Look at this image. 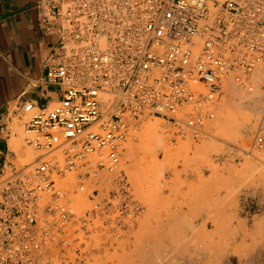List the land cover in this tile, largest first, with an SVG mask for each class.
<instances>
[{"label": "built area", "instance_id": "built-area-1", "mask_svg": "<svg viewBox=\"0 0 264 264\" xmlns=\"http://www.w3.org/2000/svg\"><path fill=\"white\" fill-rule=\"evenodd\" d=\"M38 8L55 38L46 79L60 99L23 105L27 144L42 153L0 175V264H86L87 245L113 243L142 209L122 168L140 118L201 137L226 81L248 90L260 81L264 91V0H40ZM93 178L104 188L80 210L67 186L78 192ZM65 244L71 252L58 256Z\"/></svg>", "mask_w": 264, "mask_h": 264}, {"label": "rangeland", "instance_id": "rangeland-1", "mask_svg": "<svg viewBox=\"0 0 264 264\" xmlns=\"http://www.w3.org/2000/svg\"><path fill=\"white\" fill-rule=\"evenodd\" d=\"M224 87L225 96L217 104L216 120L209 135L205 134L201 138L176 136L171 130V123L161 117H149L139 123L140 128L122 149V168L128 175L134 198L139 201L142 209L134 219L132 227L113 243L95 242L87 245L89 255L86 264H161V262L179 264L180 249L190 240L191 236L188 235L196 236L193 230L199 232V228L203 226L201 223L214 220L213 215H217L216 220H223L225 224L222 226L223 229H228L227 224L232 220H235L237 225V219L244 216L245 220L251 222L253 234L259 235L256 234L253 240V235L249 236L243 248L242 245L239 246L241 241L230 242V238L232 239L230 233L226 240L225 236L222 239L219 234L214 233L211 237L208 235L204 241L211 243L214 239L221 241L223 245L221 242L217 243L221 246L222 253L229 245L235 257V264L239 263L241 257L257 256L259 247L264 243V175L263 178L255 177L258 172L249 165L253 163L264 165V149L258 150L254 145L257 133L255 129L261 119V113L258 104L245 103V94L252 92L243 85L236 81H227ZM26 118L28 115L23 121L16 119L13 124V135H19V141L17 147L11 148L17 157L12 159L13 166L9 167L6 175L15 169L31 165L42 153L27 144L26 133L24 134ZM159 134L163 136L161 143L155 141ZM170 135L172 138L174 135L175 137L172 139ZM70 176L73 177L71 174ZM95 180L99 179H90L86 187L79 189L78 192H75V185L67 186L72 190L71 196L80 210L90 208L92 201L88 196L93 195V189L104 188L102 185L104 180H101L102 184L96 185ZM238 195L241 198L239 206L236 200L231 199ZM222 198L226 200L218 203ZM217 211H220L223 219ZM223 223L221 222L222 225ZM259 224L263 227L260 228ZM191 226L198 228L192 229ZM191 229L193 233L190 232ZM210 229L213 231L215 227L212 226ZM209 242L206 244L209 245ZM223 242H226V248ZM157 244L161 248L157 247ZM150 245L151 247L153 245V249ZM56 249L58 256H66L72 247L65 244L58 245ZM238 249L240 252H236ZM192 250L195 252V249ZM147 251L150 255L146 254Z\"/></svg>", "mask_w": 264, "mask_h": 264}, {"label": "crops", "instance_id": "crops-1", "mask_svg": "<svg viewBox=\"0 0 264 264\" xmlns=\"http://www.w3.org/2000/svg\"><path fill=\"white\" fill-rule=\"evenodd\" d=\"M39 1L0 0V175L17 157L11 148L17 135L13 124L25 117L23 105L60 99L59 86L46 79L55 38L40 25Z\"/></svg>", "mask_w": 264, "mask_h": 264}, {"label": "bare ground", "instance_id": "bare-ground-1", "mask_svg": "<svg viewBox=\"0 0 264 264\" xmlns=\"http://www.w3.org/2000/svg\"><path fill=\"white\" fill-rule=\"evenodd\" d=\"M227 82V81H226ZM256 85H258V86H256ZM260 85H261V83H260V81L259 82H257L255 85H254V87H253V90H249V92L251 91L252 93H248V94H245V103L248 105H256V104H258V109L260 110V113L261 114H263V111L262 110H264V91H263V89H262V87L260 88ZM224 90H225V87H224ZM248 90V89H247ZM260 101V102H259ZM219 103V102H218ZM252 109V108H251ZM253 112H254V109H253ZM22 115H23V117L24 116H27V115H24V112L22 113ZM147 117H156V116H147ZM147 117H145V118H140L139 120H138V122H137V124H138V127H137V130L140 128V125H139V123L143 120V119H147ZM161 118H163V117H161ZM24 119V118H23ZM23 119H22V121H23ZM26 119H28V118H26ZM163 119H165V118H163ZM165 120H167V121H169L168 119H165ZM216 120V117H215V119H213V120H211V121H208L207 123H206V127H205V131L203 132V133H201V135L200 136H205V134H207V135H209L208 133H210V131L213 129L212 127H213V123H214V121ZM25 121V120H24ZM170 122V121H169ZM24 123V122H23ZM171 123V122H170ZM171 125H172V131H174V133L173 134H175L176 136H183V137H187V136H189V137H191V138H197V136L195 135V133L192 131V130H190V129H186V130H184L183 131V133H180V131H179V129L173 124V123H171ZM256 125V124H255ZM259 125V124H258ZM258 125H256L257 127V129H258ZM169 128H171V127H169ZM255 127H253V129H254ZM257 129H255V131L257 130ZM136 130V131H137ZM252 130V129H251ZM258 131H259V129H258ZM247 132V131H246ZM17 133H18V131H17ZM262 132H259V134H261ZM24 134H25V132H24ZM170 134H172L171 132H170ZM248 134H249V132H248ZM256 134V133H255ZM175 135H174V137H175ZM247 136V135H246ZM250 136V135H249ZM248 136V137H249ZM252 136V135H251ZM258 136V135H257ZM170 137H171V135H170ZM173 137V138H174ZM247 137V138H248ZM172 138V137H171ZM170 138V139H171ZM172 138V139H173ZM178 138V137H177ZM199 138H201V137H199ZM255 138H256V136H255ZM156 140L155 141H157L158 143H161V142H163V136L162 135H157L156 136V138H155ZM175 140V139H174ZM195 140V139H194ZM246 140V139H245ZM248 140H250V139H248ZM18 141H19V137H17V135L15 136V137H13V139H12V147H17V145H18ZM172 141V140H171ZM245 142H247V141H245ZM176 143V142H175ZM249 144V143H248ZM255 145V144H254ZM255 148V147H254ZM263 149H264V147H263ZM262 149V150H263ZM254 150H256V149H254ZM254 150H251V151H253V153H255L254 152ZM256 152H257V150H256ZM259 152V151H258ZM257 156V155H256ZM253 161V160H252ZM252 161H250V162H252ZM259 161V160H258ZM250 162H249V164H250ZM253 162H256V161H253ZM261 163V162H260ZM264 164V163H263ZM250 166V168H253V169H255L256 170V172H258L257 173V176H255V177H259V178H263L264 176V174H263V172H264V165H261V164H256V163H253L252 165L250 164L249 165ZM263 166V167H262ZM260 167V168H259ZM263 176V177H262ZM102 177V176H101ZM263 179H261V181H262ZM92 195V194H91ZM231 198V197H230ZM88 199L90 200V197L88 196ZM229 199V198H228ZM232 200H236L235 202L237 203L238 202V206H239V204H240V197H239V195L238 196H236L235 198H231ZM244 199H245V197H244ZM226 199H221V200H219V202L218 203H222L223 201H225ZM219 204V205H220ZM222 208V207H221ZM222 209H224V208H222ZM241 211H243V209L241 210ZM218 212V211H217ZM220 212V211H219ZM219 212H218V214H219ZM244 213V212H243ZM175 215V214H174ZM206 216V215H205ZM214 216V218L213 217H211V218H213L214 220H209V219H207V220H209L208 222H204V220H203V224L201 223V225H203V226H199L200 228H199V230H196V231H199V232H195V230H193L194 231V233L196 234V236H192L191 234L190 235H188L189 237L191 236L192 237V239H191V237L189 238L190 240L188 241V242H185V244H184V246L180 249V251H181V257H180V260H178V262H179V264H235V260H234V255H233V252H232V250H230V247H229V245L227 246L225 243L226 242H223L224 243V246L226 245L227 246V248H226V246L224 247V248H226V249H224V254L221 252V246L217 243V242H219V241H214V240H216V239H214V238H212V239H214L213 241H212V243L211 242H209V241H207V242H209L210 244L209 245H207L206 243V241H204L206 238H207V236L209 235V237H211V235H213L214 233H217V234H219V237L221 236L222 237V239L224 238V236H225V239L224 240H226V236L228 235V236H230L229 235V233L232 235L231 237H232V239L230 238V242H231V240H233L234 242H239V241H241L240 243L241 244H239V246L240 245H242V248H243V245H244V247H245V244L244 243H246V241L245 240H247L248 239V237L249 236H252V240H253V238H255L254 236L256 235V234H258V233H256L255 235L253 234L254 233V229L250 226V221L249 220H245L246 218H244V216L243 217H240L239 219H237L238 220V223H237V225H235V220H232V222L230 223V224H227V226H229L228 227V229H223L222 228V226H225V224L223 223V220H221L220 221V219H219V217H217L219 220H216V217L215 216H217V215H213ZM219 216H220V214H219ZM221 216H222V214H221ZM220 216V218L221 219H223L222 217ZM169 217V216H168ZM206 217H208V216H206ZM256 217V216H255ZM171 218V217H170ZM175 218V217H174ZM208 218H210V216L208 217ZM262 218V217H261ZM264 218V217H263ZM204 219V218H203ZM206 219V218H205ZM172 220V219H171ZM175 220V219H174ZM206 220V221H207ZM255 220V219H254ZM260 220V219H259ZM202 221V220H201ZM200 221V222H201ZM253 221V220H252ZM256 221V220H255ZM254 221V222H255ZM221 222L224 224V225H222L221 224ZM261 222H262V220H261ZM259 223H260V221H259ZM200 224V223H199ZM254 225L256 224V222L255 223H253ZM214 226L215 227V229L213 230V231H211V229L210 228H212V226ZM258 225V224H257ZM197 226V225H196ZM195 226V228L197 229L198 227H196ZM226 226V227H227ZM259 226H260V228H262L261 227V225L259 224ZM194 228V226H191V228ZM210 227V228H209ZM192 228V229H193ZM194 228V229H195ZM222 228V229H221ZM255 228V227H254ZM192 229L190 230V232L192 231ZM258 230H259V227H258ZM256 231V230H255ZM188 232V231H187ZM257 232V231H256ZM191 233H193V232H191ZM194 234V235H195ZM259 235V234H258ZM257 235V236H258ZM208 237V239L210 240L211 238H209ZM214 237V236H213ZM217 238H218V236H217ZM257 238V237H256ZM259 238V240H260V237H258ZM144 240V239H143ZM257 240V239H256ZM258 240V241H259ZM145 241V240H144ZM228 241V240H227ZM141 242V241H140ZM221 242V241H220ZM219 242V243H220ZM229 242V243H230ZM153 242H151V244H152ZM155 243V242H154ZM233 243V242H232ZM231 243V244H232ZM138 245L137 246H139V243H137ZM148 244V243H147ZM221 245H223L222 244V242L220 243ZM228 244V243H227ZM218 245H219V247H218ZM159 245L157 244V247H158ZM231 246V245H230ZM236 246V245H235ZM238 246V245H237ZM236 246V247H237ZM145 247V246H144ZM150 247H151V245H150ZM152 247H153V245H152ZM151 247V248H152ZM138 248V247H137ZM139 248H140V246H139ZM148 249H149V247H147ZM156 248V247H155ZM159 248H161L160 246H159ZM192 248L193 249H195V252H193V250H192ZM231 248H233L232 246H231ZM241 248V247H240ZM260 249V251H259V253H257L256 255L257 256H254V257H241L240 259H239V263L238 264H264V243L262 244V246L261 247H259ZM146 249V248H145ZM153 249V248H152ZM237 249V248H236ZM140 250H141V248H140ZM155 250V249H154ZM149 251V250H148ZM146 252V254L147 255H150L149 254V252ZM222 251H223V249H222ZM139 252H141V251H139ZM144 252V251H143ZM236 252H240V249H238V250H236ZM242 252V251H241ZM152 253V252H151ZM154 253V252H153ZM152 253V254H153ZM156 253V252H155ZM139 253H137V255H138ZM142 254V253H141ZM235 254V253H234ZM239 254V253H238ZM259 254V255H258ZM140 255V254H139ZM242 255H243V252H242ZM142 256V255H141ZM140 256V257H141ZM157 256V255H156ZM142 258H144V256L142 257ZM238 258H239V256H238ZM161 264H173V263H171V262H166V263H163V262H161Z\"/></svg>", "mask_w": 264, "mask_h": 264}]
</instances>
